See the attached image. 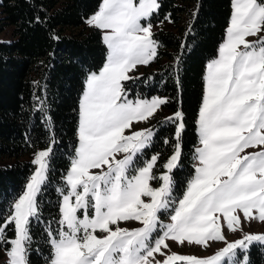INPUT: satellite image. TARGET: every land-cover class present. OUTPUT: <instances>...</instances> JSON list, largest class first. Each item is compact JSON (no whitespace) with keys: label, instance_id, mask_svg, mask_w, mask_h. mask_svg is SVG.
<instances>
[{"label":"snow or ice","instance_id":"obj_1","mask_svg":"<svg viewBox=\"0 0 264 264\" xmlns=\"http://www.w3.org/2000/svg\"><path fill=\"white\" fill-rule=\"evenodd\" d=\"M231 7L218 57L206 65L197 119L199 163L178 200L172 173L182 155L183 113L163 121L173 123L176 131L172 155L159 175L154 169L160 153L142 165L140 159L155 131L125 134L167 103L160 97L129 99L125 85L138 79L129 73L157 57L150 18L160 8L158 0H101L86 19L102 30L108 52L99 72L88 74L80 98L78 146L62 178L65 190L57 189L62 196L58 228L45 229L51 246L48 264H250V247H264V233H245L235 241H227L223 233L224 225L231 232H243L238 213L245 221L264 222V0H231ZM165 19L171 22L170 14ZM250 36L258 39L250 41ZM179 61L177 57V65ZM37 100V110L45 112ZM163 143L169 144V139ZM257 147L259 151L246 152ZM52 151L50 145L34 155L36 168L0 225L8 264H28L30 225L40 219L38 196L48 180ZM152 181L160 186L153 187ZM166 211L172 213L171 222L164 224L160 216ZM122 221L142 226L130 230L119 226ZM10 225L14 238L6 236ZM98 231L104 235L98 236ZM168 240L205 247L223 241L225 247L207 257L168 254L162 250L169 248ZM157 253L165 258L156 260Z\"/></svg>","mask_w":264,"mask_h":264},{"label":"trees","instance_id":"obj_2","mask_svg":"<svg viewBox=\"0 0 264 264\" xmlns=\"http://www.w3.org/2000/svg\"><path fill=\"white\" fill-rule=\"evenodd\" d=\"M99 2L0 0V32L9 28V38L0 41V225L31 169L29 160L22 158L36 148L51 145L53 149L48 180L38 196L40 219H33L30 225L28 264H48L51 257L45 229L58 228L61 192L57 189L64 190L62 178L74 153L83 80L87 73L101 67L106 52L99 30L85 22ZM158 2L160 8L150 18L160 24L153 31L157 57L138 79L125 85L131 97L159 95L167 100L161 106L165 111L183 113L182 155L179 167L172 173L175 185L179 186L182 180L177 179L192 172L197 140L195 118L202 97L204 66L222 41L230 0ZM169 14L171 22L165 19ZM161 21L165 27H161ZM52 35L59 39H52ZM37 98L43 102V113L37 110L41 107ZM155 124L156 134L148 149L164 158L175 141V125L159 121ZM166 137L167 145L163 143ZM6 236L13 238V225L7 227ZM2 250H7V246L0 244ZM248 257L250 264H264V247H251Z\"/></svg>","mask_w":264,"mask_h":264},{"label":"rangeland","instance_id":"obj_3","mask_svg":"<svg viewBox=\"0 0 264 264\" xmlns=\"http://www.w3.org/2000/svg\"><path fill=\"white\" fill-rule=\"evenodd\" d=\"M100 3H101V0H100V2L98 4L97 9L91 15H89L88 18L90 16H92L98 10V8L100 6ZM231 13H232V7H231V0H230V14H229V17H228V21H227V25L225 27V30H226V28L229 25ZM150 23L152 24V29H151L152 32L155 31L156 29H158L159 26H160L159 23H153V22H151V20H150ZM161 27H165V24L164 23L161 24ZM98 30L100 32L101 40H102V30H100V29H98ZM225 30H224V35H223L222 41L219 43V45H218V47L216 49L215 55L212 58H210L208 61H206L205 66H204L202 97H201V101H200V104H199V107H198V111H197V114H196V118H195V133H196V139L197 140H196V143H195L194 148H193V159H192V162H191L192 172L190 173L189 176L185 177L184 179H182L181 177H179L177 179L178 182H180L182 180V183L179 186H176L175 185V190H174L173 196L177 200L179 198H182L183 192H184V190H185V188L187 186L188 181L194 175V172H195L194 165H196V164L199 163V161L195 158V149L200 146V143H199V134H198V126H197V119H198V113H199V109H200L201 104H202V98H203L204 91H205L206 65L212 59L218 57V49H219V46L223 43V41L225 39ZM260 35H264V32L260 33ZM8 38H9V28L7 27V28H5L4 30H2L0 32V41H6ZM247 39L250 40V41H255V40L258 39V37L257 36H250ZM102 43H103V41H102ZM104 46H105V49H106L104 61H103L102 65H101V67L99 69H97L96 71H91V72H99V70L103 67V64L106 61V56H107V52H108L107 47H106L105 44H104ZM148 65H139V66H137V69L136 70H133V72L129 73V75H132V76L137 77L139 74H141L144 71L145 68H148L147 67ZM89 73H87L86 76L84 77L82 92L84 90L85 81H86V78H87V76H88ZM82 92H81V94L79 96V100H78V117H77V125H76V144H75L73 156L75 154V149L78 146L79 103H80V98H81ZM153 97H160V98L164 99L162 96H159V95H152V96H149V97H140V98H144V99H149L150 100ZM128 98L135 100L137 97H131V96L128 95ZM177 111H179V110H177ZM177 111H175V112H177ZM175 112H168V111H165L162 107H160L157 110V112L154 114V116L152 118H150L148 121H141L139 123H134L132 129L126 130L125 131V134L128 135V134L131 133V131H138L140 129H146V128H152L155 131V128L157 127L156 124H155L156 121H159L162 124L163 121H165V119L167 117L173 116V114ZM175 131H176V127H175V130H174V134H175ZM174 134H173V137H174ZM174 144H175V141H174L173 145ZM173 145L171 146L170 152L164 158H160L157 161V167L154 169V173L156 175H159L160 173H162V172L165 171V169L162 166L167 162L168 158L172 155ZM48 147L49 146L44 147V148H36L34 151H32L28 155V157L27 156H24L22 158L23 160H29V162L31 163V169H30V172H29V174H28V176L26 178V181L24 183V187H23L22 191L19 193V195L25 189L26 183L28 182L30 176L33 174V172H34V170L36 168V165H34L32 163L33 158H34V155L38 151L45 150ZM259 150H260V148H258V147L257 148H249V149H246V152L251 153V152H256V151H259ZM155 153H158V152H156V151L153 152V151H149V149H146V151L144 152L143 156L140 158L141 159V165H142L143 160L150 159V157L153 154H155ZM117 158L118 159L119 158H122V154H118ZM2 163H5V162H2ZM70 163H71V160H70ZM141 165H138V166H141ZM69 168H70V164H69V166H68V168H67V170L65 172V175H66L67 171L69 170ZM92 171L98 172L99 170H92ZM151 184H152L153 187H159L160 186V182L159 181H152ZM65 187H66V182L64 181V190H65ZM18 196L15 197V199L12 201V204L18 198ZM145 199L147 200L148 198H145ZM61 200H62V196L60 194L59 206H58V216H59L58 217V221L60 219L59 208H60ZM12 204H11V207H12ZM171 214L172 213L170 211L164 212L160 216L161 221L164 224L170 223L171 222L170 221ZM238 214L241 216V222H242L243 232H241V231H236V232L229 231L227 229L226 225H224L223 218L221 217V223H222V225H224L223 226V233L226 236L227 241H235L237 239H240L245 233H252V234L264 233V222H261L258 219H254V220H251V221H245L244 218H243V214L242 213H238ZM119 226L122 227V228H128V229L131 230V229L140 227L142 225H140L138 222H135V221H128V222H123L122 221V222H120V225ZM113 227H115V226H113ZM13 228H14V225H13ZM96 234L98 236H103L104 235V233H101L99 231ZM158 234L159 233H157V235ZM14 236H15V232H14ZM14 236H13V238H14ZM166 242L169 244V248L168 249H162V250L165 251V252H167L168 254L177 253V254H181V255H192V256H196V257H207V256H211L216 251H218L219 249L225 247V242H223V241H210L209 242V245L207 247L202 246V245H196V244H188L187 242H185L183 245H180L177 242L172 241V240H168ZM253 246H259V245L256 244V245H253ZM253 246H251V247H253ZM50 248H51V246H50ZM260 253H263V251H260ZM247 255H248V253H247ZM164 258H165L164 256H161L158 253L155 254V259L156 260H163ZM2 261H5L7 263L9 261V257L6 254V250L0 251V262H2Z\"/></svg>","mask_w":264,"mask_h":264}]
</instances>
